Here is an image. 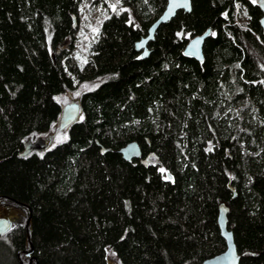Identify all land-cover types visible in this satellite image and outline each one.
<instances>
[{"label":"trees","instance_id":"obj_1","mask_svg":"<svg viewBox=\"0 0 264 264\" xmlns=\"http://www.w3.org/2000/svg\"><path fill=\"white\" fill-rule=\"evenodd\" d=\"M113 1L90 0L108 13L78 65L82 0H0V205L19 212L0 235V264H28L30 245L38 264H108V250L120 264H200L225 249L220 205L239 264H264L255 0H192L190 13L158 28L144 59L134 44L166 0ZM207 29L202 62L185 57ZM97 79L66 140L18 156L30 136L59 132L58 95ZM132 141L146 162L122 159Z\"/></svg>","mask_w":264,"mask_h":264},{"label":"water","instance_id":"obj_2","mask_svg":"<svg viewBox=\"0 0 264 264\" xmlns=\"http://www.w3.org/2000/svg\"><path fill=\"white\" fill-rule=\"evenodd\" d=\"M255 3L261 12L259 25L262 30V33L264 34V0H255ZM191 9L192 0H166L164 10L148 27L146 35L141 37L134 44V49L136 52L140 53L141 58L144 59L149 55V50L147 46L150 42L154 40L155 33L161 25L167 24L169 21H171L177 14V12L183 11L185 13H190ZM210 33L211 30L207 29L202 34L196 35L189 39L182 51V54L185 57L193 58L198 62H202L203 44L206 38L210 35ZM67 95L69 96V98H72L69 93ZM79 119V102L71 99L68 104L61 106V111L55 123V127L59 132L64 131L67 130L72 124L78 122ZM55 136V132H52L48 133L44 138H37L35 141H31L29 140V138H27L23 143V150L18 154V156L24 158L31 155L32 153H44L53 146ZM118 153L126 162H130L132 160H140L143 163L147 161V159H141V149L135 141L129 142L123 147H121L118 150ZM3 208H6V206ZM8 208L10 210L14 209L17 214L14 216H10L9 214H6L5 211L0 214V235H3L7 231H9L12 227L13 221L19 218V212L15 208ZM29 220L30 214L25 222V231L27 233V236L29 235ZM227 222V208L224 205H220L217 214V226L219 229L220 237L224 241L225 249L221 253L202 261L200 264H239L240 256L237 252L232 232L228 230ZM33 252L34 250L31 245L29 247V250L23 252L25 254V257L28 258V264H32L33 262L34 264H38L36 257L33 255ZM17 255L19 257V253H17Z\"/></svg>","mask_w":264,"mask_h":264},{"label":"rangeland","instance_id":"obj_3","mask_svg":"<svg viewBox=\"0 0 264 264\" xmlns=\"http://www.w3.org/2000/svg\"><path fill=\"white\" fill-rule=\"evenodd\" d=\"M105 1L107 3V7H110V9H113L114 6L116 5V2L113 0H105ZM89 2L90 0H82L80 25L77 28V32L75 34V40H74L75 47H74L73 57L75 58L76 63L78 65H81L83 61H85L86 56L88 54V48L96 38V35L98 34V28L100 24L104 21V19L107 17V13H108L107 8L105 9L102 8L98 2L97 3L90 2V4ZM56 52L57 54L60 53L59 50H57ZM101 81L102 79H97V81L78 83L77 87L74 90H68L63 94L58 95L55 99L57 102L61 104V106L66 105L70 102L69 100L70 98L67 95L69 93L72 97L71 98L72 100L78 101L79 96L83 92L96 87L101 83ZM55 131L56 130L54 129L51 130L49 133ZM47 134H41V135L35 134L30 136L29 140L35 141L37 138H44ZM55 134L56 136L53 145H58L62 143L64 140H66L67 137L66 130L60 131ZM5 206L6 208H3ZM8 207L11 206L0 205V214L3 213V211H5L6 214H9L10 216H14L17 214V212L14 209L10 210ZM107 261L108 264H120L116 255L111 250L107 251Z\"/></svg>","mask_w":264,"mask_h":264},{"label":"snow or ice","instance_id":"obj_4","mask_svg":"<svg viewBox=\"0 0 264 264\" xmlns=\"http://www.w3.org/2000/svg\"><path fill=\"white\" fill-rule=\"evenodd\" d=\"M209 151H211V148L208 149ZM161 171H164L163 169H161Z\"/></svg>","mask_w":264,"mask_h":264},{"label":"flooded vegetation","instance_id":"obj_5","mask_svg":"<svg viewBox=\"0 0 264 264\" xmlns=\"http://www.w3.org/2000/svg\"><path fill=\"white\" fill-rule=\"evenodd\" d=\"M69 100L71 101V98Z\"/></svg>","mask_w":264,"mask_h":264}]
</instances>
